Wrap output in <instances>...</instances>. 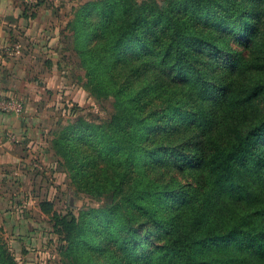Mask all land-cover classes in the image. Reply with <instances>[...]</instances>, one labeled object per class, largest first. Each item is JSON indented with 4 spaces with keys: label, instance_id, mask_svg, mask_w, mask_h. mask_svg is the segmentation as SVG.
Listing matches in <instances>:
<instances>
[{
    "label": "trees",
    "instance_id": "obj_1",
    "mask_svg": "<svg viewBox=\"0 0 264 264\" xmlns=\"http://www.w3.org/2000/svg\"><path fill=\"white\" fill-rule=\"evenodd\" d=\"M92 9L98 21L69 24L74 52L117 112L78 125L75 152L94 163L87 192L112 201L78 216L39 204L65 254L72 264H264V0ZM120 65L133 90L115 84ZM69 160L77 180L83 164ZM0 264H16L1 237Z\"/></svg>",
    "mask_w": 264,
    "mask_h": 264
},
{
    "label": "rangeland",
    "instance_id": "obj_2",
    "mask_svg": "<svg viewBox=\"0 0 264 264\" xmlns=\"http://www.w3.org/2000/svg\"><path fill=\"white\" fill-rule=\"evenodd\" d=\"M64 1H68V6L58 11L59 16L68 17L66 44L69 48L62 58L59 57L60 70L54 74L57 84H54V79L46 80L44 87L35 89L37 97L33 96L30 101L29 112L37 119L33 121L32 128L42 132V140L38 144L43 155L35 154L20 185L14 179L11 185H0V197L4 198L3 194L9 193L6 198L10 202L14 196L11 203H4L3 207L9 213L0 237L16 264H72V259L64 252L67 243L54 229L53 214H43L39 207L41 202H50L58 215L72 212L78 216L91 207H104L112 201L111 195L93 197L87 192L84 183L89 176L88 169L94 163L84 161L75 152V146L80 143L77 140L78 125H99L109 121L117 112L115 98L102 90L100 84L91 81L81 58L74 52V26L69 28L71 21L78 16L84 17L88 24L98 21L92 8L101 0ZM164 1L157 0L159 4ZM88 3L94 4L86 6ZM85 6L89 8L83 10ZM113 79L117 86L128 84L125 88L131 90L138 85L132 68L127 65H120ZM17 98L26 107L25 101L20 96ZM72 156L74 162L83 164L85 172L77 180L73 177V163L69 160ZM1 221L0 217V225ZM21 221L23 229L16 232L14 225Z\"/></svg>",
    "mask_w": 264,
    "mask_h": 264
},
{
    "label": "crops",
    "instance_id": "obj_3",
    "mask_svg": "<svg viewBox=\"0 0 264 264\" xmlns=\"http://www.w3.org/2000/svg\"><path fill=\"white\" fill-rule=\"evenodd\" d=\"M67 6L68 1L64 0H42L32 12L26 10L23 0H0V95L20 96L26 103L25 114L21 116L0 113L1 186L14 181L20 185L35 154L43 155L38 144L42 132L32 128L37 119L29 112L30 101L33 96L37 97V88L44 87L46 80L54 79L57 84L54 74L60 70L59 57L69 48L66 44L68 17L59 16L58 9L62 11ZM17 43L22 46L21 52L9 55L7 49ZM12 133L22 136L24 142L18 145L11 142ZM3 195L4 198L0 197L1 229L6 226L4 221L9 213L4 203H11L14 197L8 202L9 193ZM22 222L14 225L16 232L23 229Z\"/></svg>",
    "mask_w": 264,
    "mask_h": 264
},
{
    "label": "built area",
    "instance_id": "obj_4",
    "mask_svg": "<svg viewBox=\"0 0 264 264\" xmlns=\"http://www.w3.org/2000/svg\"><path fill=\"white\" fill-rule=\"evenodd\" d=\"M29 7H34L37 3V0H24ZM22 46L17 43L12 45L7 49L9 55L14 56L17 53L21 52ZM25 105L23 101L17 97H3L0 95V113L3 114H13L16 116H21L24 113ZM9 139L14 144H21L23 142L20 136L15 134H10Z\"/></svg>",
    "mask_w": 264,
    "mask_h": 264
}]
</instances>
